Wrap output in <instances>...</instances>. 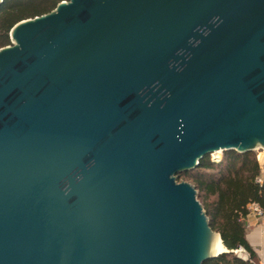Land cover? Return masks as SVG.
<instances>
[{
    "label": "water",
    "instance_id": "95a60500",
    "mask_svg": "<svg viewBox=\"0 0 264 264\" xmlns=\"http://www.w3.org/2000/svg\"><path fill=\"white\" fill-rule=\"evenodd\" d=\"M8 35L0 264L220 253L175 175L264 145V0H61Z\"/></svg>",
    "mask_w": 264,
    "mask_h": 264
},
{
    "label": "trees",
    "instance_id": "16d2710c",
    "mask_svg": "<svg viewBox=\"0 0 264 264\" xmlns=\"http://www.w3.org/2000/svg\"><path fill=\"white\" fill-rule=\"evenodd\" d=\"M61 0H1L0 47L10 44L9 30L18 21L51 11ZM261 172L251 150H222L218 161L206 154L197 164L176 173L175 178L191 182L205 213L209 228L216 232L225 251L201 264H258V257L245 237L247 205L256 203L264 211V182L255 177ZM241 249L245 258L234 254Z\"/></svg>",
    "mask_w": 264,
    "mask_h": 264
},
{
    "label": "crops",
    "instance_id": "0c3cea01",
    "mask_svg": "<svg viewBox=\"0 0 264 264\" xmlns=\"http://www.w3.org/2000/svg\"><path fill=\"white\" fill-rule=\"evenodd\" d=\"M245 237L258 257V264H264V224L251 214L244 217Z\"/></svg>",
    "mask_w": 264,
    "mask_h": 264
},
{
    "label": "built area",
    "instance_id": "2783aa9c",
    "mask_svg": "<svg viewBox=\"0 0 264 264\" xmlns=\"http://www.w3.org/2000/svg\"><path fill=\"white\" fill-rule=\"evenodd\" d=\"M212 154L213 153H210L209 155L212 156ZM210 159L212 160L216 158L210 157ZM255 181L258 183L264 182V167H261V172L258 176L255 177ZM247 210L249 214H251L254 218L258 219L260 222L264 224V211L262 210L261 207H259L256 203H250L247 205ZM241 251L242 250L240 248L233 250V252H237L239 254ZM243 258H245V256Z\"/></svg>",
    "mask_w": 264,
    "mask_h": 264
},
{
    "label": "rangeland",
    "instance_id": "374dc122",
    "mask_svg": "<svg viewBox=\"0 0 264 264\" xmlns=\"http://www.w3.org/2000/svg\"><path fill=\"white\" fill-rule=\"evenodd\" d=\"M251 151L254 153V156L258 162V164L260 165V167H264V145L260 144L259 142H255L253 145H252V149ZM214 153V152H212ZM221 153H222V150L218 152V157L216 159H212V160H219L221 158ZM211 158H213V156L210 155ZM176 181H184V182H187L189 184H191V182L185 178H175ZM234 254L240 256V257H244L245 256V253L243 251L239 253L237 252H234Z\"/></svg>",
    "mask_w": 264,
    "mask_h": 264
},
{
    "label": "bare ground",
    "instance_id": "6f19581e",
    "mask_svg": "<svg viewBox=\"0 0 264 264\" xmlns=\"http://www.w3.org/2000/svg\"><path fill=\"white\" fill-rule=\"evenodd\" d=\"M218 152H219L218 149L215 150L214 153L212 154V156H213L214 158H217V157H218ZM215 249L217 250V252H218V251H219V252H223V251L226 250V249L224 248V246H223L221 243H218V242H217V244L215 245Z\"/></svg>",
    "mask_w": 264,
    "mask_h": 264
}]
</instances>
